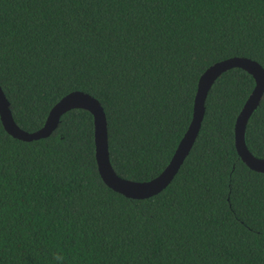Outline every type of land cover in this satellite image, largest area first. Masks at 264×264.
Segmentation results:
<instances>
[{
  "label": "trees",
  "instance_id": "16d2710c",
  "mask_svg": "<svg viewBox=\"0 0 264 264\" xmlns=\"http://www.w3.org/2000/svg\"><path fill=\"white\" fill-rule=\"evenodd\" d=\"M247 57L264 68V0H0V86L17 125L41 129L74 91L99 100L110 161L150 181L193 118L202 74ZM242 68L211 87L197 139L171 183L144 199L103 181L93 115L65 113L47 137L0 117V264H264V172L237 152L255 88ZM264 158V95L245 132Z\"/></svg>",
  "mask_w": 264,
  "mask_h": 264
},
{
  "label": "water",
  "instance_id": "95a60500",
  "mask_svg": "<svg viewBox=\"0 0 264 264\" xmlns=\"http://www.w3.org/2000/svg\"><path fill=\"white\" fill-rule=\"evenodd\" d=\"M236 67L249 72L256 82L253 92L236 120L235 144L237 152L252 170L264 172V158L254 156L248 149L245 140L248 121L264 95V68L259 62L247 57H233L219 61L202 74L198 84L193 118L189 128L180 141L170 163L161 174L150 181L129 180L119 176L114 170L110 161L107 118L104 108L98 99L88 93L81 91L69 93L51 109L41 129L35 132H27L15 122L9 101L0 86V117L4 128L11 136L23 141H33L49 136L57 128L61 117L68 111L73 109L89 111L94 117L96 159L103 181L111 189L126 197L144 199L158 194L174 179L197 139L205 115V102L211 87L221 74Z\"/></svg>",
  "mask_w": 264,
  "mask_h": 264
},
{
  "label": "clouds",
  "instance_id": "9594fccd",
  "mask_svg": "<svg viewBox=\"0 0 264 264\" xmlns=\"http://www.w3.org/2000/svg\"><path fill=\"white\" fill-rule=\"evenodd\" d=\"M55 264H65V256L62 252H56L54 256L52 257Z\"/></svg>",
  "mask_w": 264,
  "mask_h": 264
}]
</instances>
